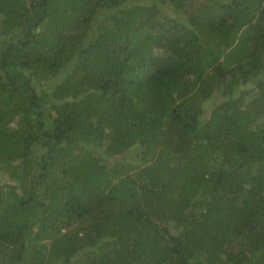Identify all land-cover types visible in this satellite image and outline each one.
<instances>
[{"label":"trees","instance_id":"1","mask_svg":"<svg viewBox=\"0 0 264 264\" xmlns=\"http://www.w3.org/2000/svg\"><path fill=\"white\" fill-rule=\"evenodd\" d=\"M0 264H264V0H0Z\"/></svg>","mask_w":264,"mask_h":264}]
</instances>
